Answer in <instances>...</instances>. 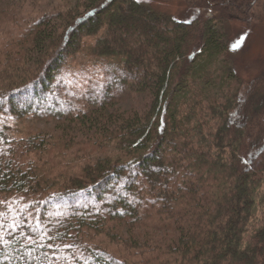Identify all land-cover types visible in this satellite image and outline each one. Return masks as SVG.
<instances>
[{
    "label": "trees",
    "instance_id": "obj_1",
    "mask_svg": "<svg viewBox=\"0 0 264 264\" xmlns=\"http://www.w3.org/2000/svg\"><path fill=\"white\" fill-rule=\"evenodd\" d=\"M150 1L0 0V264H264V70L216 74L264 0Z\"/></svg>",
    "mask_w": 264,
    "mask_h": 264
},
{
    "label": "rangeland",
    "instance_id": "obj_2",
    "mask_svg": "<svg viewBox=\"0 0 264 264\" xmlns=\"http://www.w3.org/2000/svg\"><path fill=\"white\" fill-rule=\"evenodd\" d=\"M151 5L160 12L173 15L180 18H185L193 13V6L188 0H153L150 1ZM206 10L207 7L205 8ZM213 15L212 12L208 13ZM224 30L230 43V54L232 57L222 59L228 61L227 66L220 62L222 67L216 74L222 75L227 73L228 70L234 72L236 80L238 79H251L260 74L264 70V17L256 23H245L240 20H226L223 23ZM93 38H89L91 41ZM238 44V47H233ZM225 57V58H224ZM69 65L66 78L75 84H80V87H85L87 83L93 81L92 79L80 78L85 70L92 73L93 69L90 68V59L87 52L78 53ZM97 74V73H96ZM98 75V74H97ZM99 76V75H98ZM96 76L100 78L101 76ZM95 80V79H94ZM232 81V80H231ZM86 82V83H85ZM222 82V80H220ZM52 120L41 119H20L13 123L15 129L20 132L26 131H39L40 129H49L54 125ZM261 215V212H259Z\"/></svg>",
    "mask_w": 264,
    "mask_h": 264
},
{
    "label": "snow or ice",
    "instance_id": "obj_3",
    "mask_svg": "<svg viewBox=\"0 0 264 264\" xmlns=\"http://www.w3.org/2000/svg\"><path fill=\"white\" fill-rule=\"evenodd\" d=\"M239 45L238 44H236V45H234L233 47H238Z\"/></svg>",
    "mask_w": 264,
    "mask_h": 264
}]
</instances>
